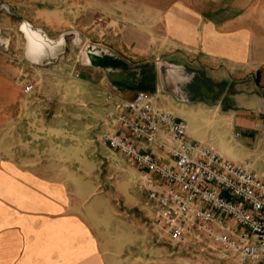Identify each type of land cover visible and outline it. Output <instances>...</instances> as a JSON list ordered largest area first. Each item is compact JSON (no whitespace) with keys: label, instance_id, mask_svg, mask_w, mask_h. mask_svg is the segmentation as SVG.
Returning a JSON list of instances; mask_svg holds the SVG:
<instances>
[{"label":"crops","instance_id":"crops-1","mask_svg":"<svg viewBox=\"0 0 264 264\" xmlns=\"http://www.w3.org/2000/svg\"><path fill=\"white\" fill-rule=\"evenodd\" d=\"M13 15L52 42L81 38L75 28L96 41L76 59L83 78L73 88L94 85L92 70L100 78L111 72L117 97L132 99L143 88L155 108L170 111L152 96L174 98L161 92L153 68L161 61L183 67L181 88L201 81L219 89L206 109L213 138L198 143L264 173V0H0L2 34ZM144 63L154 82L138 79ZM22 78L0 52V264H186L151 228L133 165L111 161L125 172L113 190L104 186L102 161L65 158L70 148L53 143L61 128L34 110ZM114 131L113 123L104 133Z\"/></svg>","mask_w":264,"mask_h":264},{"label":"built area","instance_id":"built-area-1","mask_svg":"<svg viewBox=\"0 0 264 264\" xmlns=\"http://www.w3.org/2000/svg\"><path fill=\"white\" fill-rule=\"evenodd\" d=\"M73 40L81 41L76 34ZM114 110L116 131L101 139L136 167L151 228L179 247L210 248L221 261L264 264V173L193 141L187 124L155 108L144 91L116 101Z\"/></svg>","mask_w":264,"mask_h":264},{"label":"rangeland","instance_id":"rangeland-1","mask_svg":"<svg viewBox=\"0 0 264 264\" xmlns=\"http://www.w3.org/2000/svg\"><path fill=\"white\" fill-rule=\"evenodd\" d=\"M10 11L13 12L12 9ZM21 19L14 15L10 18L7 29L2 34L4 46L0 52L6 55L8 64L22 69L23 78L18 85L23 95L33 103V108L36 107L34 110L39 112L40 117L48 118L50 122L53 118L55 126L61 128L55 131L53 143L59 148H70L69 157L65 158L102 161L99 170L101 175L106 177L107 184L104 186L114 190L116 183L124 178L125 172L121 168H111V161L125 160L127 164H131L127 158L108 150L101 136L115 122L114 103L127 99L117 97L118 92L107 83L111 72L102 73L100 78L92 70L87 73V77L90 80L96 79L94 85L81 83V87L73 88L83 78L78 74L80 66L73 69L76 59L80 58L77 63H81L82 57H86V48L92 47L96 41L84 39L81 31L75 28L80 33V42L68 36L61 44H56L54 49H47L45 54L32 59L26 54V39L19 31ZM31 26L36 28L35 25ZM99 42L105 43L101 40ZM157 62L153 68L158 72L157 67L161 61ZM150 67V63L142 64L138 79H146L151 74ZM27 84L33 85V89L28 93L24 92V86ZM140 90L145 92L143 88ZM161 92L166 94L162 90ZM218 92L219 89L196 81L193 86L183 88L182 100L174 97L171 102H167L161 94L152 96L156 105L170 107L171 113L187 124L189 136L193 141L204 140L206 143L213 138L216 129L206 109L215 104V95ZM55 155V158H61L58 157L61 154ZM133 167L138 172L134 165ZM161 240L169 242L164 237ZM172 245L173 257H183L186 264H234L232 260H218L215 253L207 247Z\"/></svg>","mask_w":264,"mask_h":264},{"label":"water","instance_id":"water-1","mask_svg":"<svg viewBox=\"0 0 264 264\" xmlns=\"http://www.w3.org/2000/svg\"><path fill=\"white\" fill-rule=\"evenodd\" d=\"M30 27L32 26L30 25ZM38 32L42 34V36L47 40V42H49L53 46V49L56 47L55 42L49 41L44 33L40 31ZM93 51H94V47H87L85 50V55L87 56L91 54ZM87 63L89 62L87 61ZM157 70L161 83V90L164 93L171 94L173 97H175L178 100H182L183 88H181L180 86L179 72L184 70L183 67L175 66L173 64H169L166 62H160L157 67Z\"/></svg>","mask_w":264,"mask_h":264},{"label":"bare ground","instance_id":"bare-ground-1","mask_svg":"<svg viewBox=\"0 0 264 264\" xmlns=\"http://www.w3.org/2000/svg\"><path fill=\"white\" fill-rule=\"evenodd\" d=\"M26 39V54L32 59H36L40 54H45L47 49L52 50L53 46L37 30L30 27L27 22L20 24L19 29ZM63 39L55 41L56 44H61Z\"/></svg>","mask_w":264,"mask_h":264},{"label":"trees","instance_id":"trees-1","mask_svg":"<svg viewBox=\"0 0 264 264\" xmlns=\"http://www.w3.org/2000/svg\"><path fill=\"white\" fill-rule=\"evenodd\" d=\"M154 76H155V75L151 73V74L149 75V80H148V81H151V82L153 81V82H154Z\"/></svg>","mask_w":264,"mask_h":264}]
</instances>
